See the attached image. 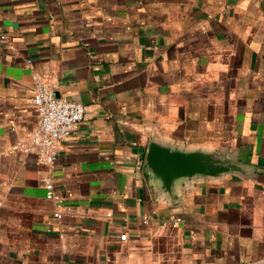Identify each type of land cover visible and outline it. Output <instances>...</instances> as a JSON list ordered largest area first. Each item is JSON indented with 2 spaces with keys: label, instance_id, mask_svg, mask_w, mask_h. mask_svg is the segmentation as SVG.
Instances as JSON below:
<instances>
[{
  "label": "crops",
  "instance_id": "crops-1",
  "mask_svg": "<svg viewBox=\"0 0 264 264\" xmlns=\"http://www.w3.org/2000/svg\"><path fill=\"white\" fill-rule=\"evenodd\" d=\"M33 71L84 106L51 163ZM150 142L236 168L166 188ZM0 264H264V0H0Z\"/></svg>",
  "mask_w": 264,
  "mask_h": 264
},
{
  "label": "built area",
  "instance_id": "built-area-1",
  "mask_svg": "<svg viewBox=\"0 0 264 264\" xmlns=\"http://www.w3.org/2000/svg\"><path fill=\"white\" fill-rule=\"evenodd\" d=\"M31 65V59L27 58ZM48 75L44 72L33 71L32 103L38 116V122L28 137L19 144L23 151L34 152L41 162H53L59 152L61 140L67 136L82 119L84 106L81 102L67 97L55 96L53 88L47 82ZM47 196L55 200L59 197L53 191L51 179L45 181ZM56 215L59 213L56 211ZM180 218L177 217L176 220ZM120 240H126L128 234L122 231Z\"/></svg>",
  "mask_w": 264,
  "mask_h": 264
},
{
  "label": "water",
  "instance_id": "water-1",
  "mask_svg": "<svg viewBox=\"0 0 264 264\" xmlns=\"http://www.w3.org/2000/svg\"><path fill=\"white\" fill-rule=\"evenodd\" d=\"M55 93V92H54ZM55 96L58 95L55 93ZM147 165L160 177L168 188L172 180L194 172L214 174L230 168H236L234 162H222L211 155L196 151L172 150L150 142L145 155Z\"/></svg>",
  "mask_w": 264,
  "mask_h": 264
}]
</instances>
